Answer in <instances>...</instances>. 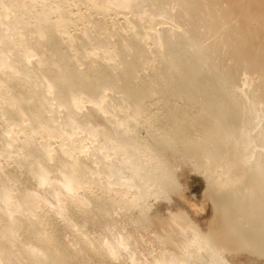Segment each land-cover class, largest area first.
I'll list each match as a JSON object with an SVG mask.
<instances>
[{"label":"bare ground","instance_id":"6f19581e","mask_svg":"<svg viewBox=\"0 0 264 264\" xmlns=\"http://www.w3.org/2000/svg\"><path fill=\"white\" fill-rule=\"evenodd\" d=\"M184 165L226 232L160 213L203 212ZM240 250L264 258V0H0V264Z\"/></svg>","mask_w":264,"mask_h":264},{"label":"rangeland","instance_id":"374dc122","mask_svg":"<svg viewBox=\"0 0 264 264\" xmlns=\"http://www.w3.org/2000/svg\"><path fill=\"white\" fill-rule=\"evenodd\" d=\"M233 47L234 45H232V47L229 48H233ZM257 77L261 78V76L258 74ZM184 166L186 167L187 165ZM186 169L187 170L184 172V174H180L178 176L180 180V184L178 185V188L181 191V193H185L187 197L190 199H194L193 197H197L198 206L202 208V205L200 204L201 203L200 196H202V194L206 190L207 182L205 181V177L200 175L197 171L193 170L190 167H186ZM170 197H171L170 203L160 204L158 206V209L160 213L163 215V217L170 219L172 217V214H174L176 211L180 209H184L187 215L193 219V222L203 227L205 232H207L208 229H210V227L213 225L218 226L220 229H223V231L225 232L227 231V228L224 226L226 225L225 221L221 218L222 212L220 211L218 204L214 202L211 196L207 197L206 205L202 208L203 212L201 213L193 212V209L187 206L186 202L182 201L179 195L171 194ZM169 212L171 213L169 214ZM141 229L144 230L143 228ZM245 251L246 250L244 251L240 250L239 252L232 254L234 257V259H232L234 264H241L239 262L240 259H244L246 264H264V258L262 256H260L259 258H255L254 256H246L248 251L246 252ZM91 264L94 263L92 262ZM95 264H99V263L96 262Z\"/></svg>","mask_w":264,"mask_h":264}]
</instances>
